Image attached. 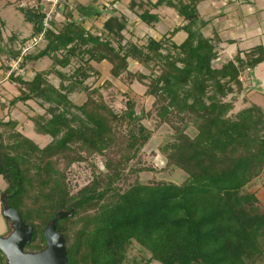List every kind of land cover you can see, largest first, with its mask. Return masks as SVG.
<instances>
[{"label": "trees", "instance_id": "trees-1", "mask_svg": "<svg viewBox=\"0 0 264 264\" xmlns=\"http://www.w3.org/2000/svg\"><path fill=\"white\" fill-rule=\"evenodd\" d=\"M201 1L157 0L151 7L172 8L185 24L159 40L146 38L142 45L124 38L121 17H109L98 35L86 30L84 21L102 14L94 4H76L73 11L64 4L65 20L57 27L50 18L47 28L41 7L19 9L31 34L21 49L0 46V54L6 61L20 58L18 67L24 70L44 58L51 62L28 81L12 72L7 78L19 85L10 106L27 101L46 105L43 115L30 121L36 134L51 141L39 147L16 130V121L0 118V177L5 185L0 195L32 227L25 252L42 251L43 230L53 216L72 210L55 229L65 240L67 264H254L262 259L264 211L244 188L264 171V112L252 104L233 110L244 90L240 77L264 62V49L237 52L215 67L220 42L201 32L208 23L198 16ZM139 19L148 25L156 21L146 11ZM179 31L186 37L177 45L172 37ZM38 36L41 40L33 45ZM39 43L43 46L32 52ZM72 59L79 65L70 74L60 72ZM128 60L149 73L130 72ZM102 62L110 66L112 78L144 85L143 95L152 100L148 110L141 104L137 112L127 91L117 114L98 88L85 84L99 77L93 64ZM50 74L59 79L58 88L47 82ZM73 92L84 94L80 106L68 100ZM145 118L173 130L172 142L160 151L166 166L185 174L183 182H128L129 175L145 171L129 166L153 134L141 123ZM189 125L193 137L185 134ZM93 156L103 158L102 169L90 162ZM82 162L92 177L72 192L66 172ZM25 194L29 197L23 203ZM134 246L139 258L128 257ZM0 264H7L1 252Z\"/></svg>", "mask_w": 264, "mask_h": 264}, {"label": "rangeland", "instance_id": "rangeland-1", "mask_svg": "<svg viewBox=\"0 0 264 264\" xmlns=\"http://www.w3.org/2000/svg\"><path fill=\"white\" fill-rule=\"evenodd\" d=\"M59 1L60 2L57 5L53 6L50 2L46 0H0V23H3L0 27V46H5L6 48L10 47L14 51L19 50L22 46L21 42L29 38L31 34V26L24 21V17L19 11L20 8L37 9L41 7L42 11L45 14H50V17H48V19H53V21L57 24V27H59L66 18L64 12L66 10L65 6L68 7L67 9L73 11L75 7L74 5H76V0ZM64 4L65 6L62 8ZM76 15V12L73 13L75 19L78 20ZM91 18V23L89 24L87 19L84 21L83 27L86 30H92V33L94 34H98L99 31L93 30L92 28L100 26V23H98L97 20L98 17ZM172 27L173 26L169 28L167 27V31L169 32L170 28L173 30L174 28ZM165 31L166 28L160 29L159 33H163ZM135 34L137 33L135 32ZM124 35L126 38H129L133 42H136V44L138 43V45H142L146 41L145 35L141 37L142 34L136 35V37H140L139 40H133L132 38L135 37H129L130 34L126 35L125 33ZM205 36L208 37L209 35L205 34ZM175 41L177 43L182 41L181 36H176ZM42 46L43 44L39 43L37 45V48L34 47V49L31 47L30 50H32L33 52L41 48ZM217 51L219 52V50ZM219 54L220 53H218V58L214 63L215 67L230 60V58L232 59V56L227 58ZM8 61L4 59L3 54H0V65L2 66L0 67V104H2L3 106V109L0 108V118L2 117L4 121H16V130L19 131V133L33 141V143L37 144L39 147H44L51 141V138L49 136L36 134L33 123L30 121V118L35 115H43L44 108L46 107V105H44V107L42 108L40 102L27 101L23 104L17 103L14 106H10L8 102L13 97L18 95L19 85L17 83L9 81L7 78L9 73L12 72L15 73V75L17 76L22 77L24 81H28L34 76V73L37 70H47L51 66V62L47 58H44L36 63L28 64L26 69L24 70L20 69L18 66L17 68H11L7 64ZM78 65V60L72 59L70 61L69 66L65 69H60V72L64 74H70L72 70ZM93 66L99 72V77L96 78L92 76L85 82V84L89 86L90 89L98 88L99 93L101 94L105 103L110 106V108L115 113L119 114L123 110V105L125 101L124 94L127 93V91H129V97H132L136 101L137 112L139 111L141 104L145 106L146 110L149 109L152 100L151 98H146L143 95L145 91V87L143 84H139L134 81L129 85L127 84V82L122 80L123 78H112L109 74L110 66L107 65L105 62H102L99 65L93 64ZM5 69H9V71H6ZM128 70L130 72L137 71L143 75H147L149 73L148 70L144 69L142 66L133 62L132 60H128ZM248 75L249 73H247L245 76L242 75L240 77V81H242L243 83L244 90L236 98L233 113L237 112L241 108L249 106V104L256 106L259 105L264 112V97H259V94L254 93L256 92V88L254 85L255 76H253L252 78V75L251 77H249ZM46 80L54 88H58L60 81L55 75H48ZM250 80L252 81V84L249 83ZM104 81H109L110 85H107V83H104ZM244 96L247 98V102L243 101L242 98H244ZM68 100L71 102L72 105L80 106L82 103H84L85 97L82 92H73L68 95ZM72 112L75 113L76 111L72 109ZM141 123L143 124V126H145V128L152 131L153 134L147 144L141 150L140 154L132 162H130L129 166L131 169L145 168V171H141L137 175H129L128 182L131 183L132 181H134L135 178L139 184H148L157 181L174 184H179L183 182L186 177L185 174L173 166H166V160L160 151V149L165 144L172 142L171 136L173 134V130L166 124L158 125L157 120H155L154 118H145ZM176 124L178 123L176 122ZM185 134L190 137H193L195 135V131L192 129L191 125L187 127V129L185 130ZM90 162L94 163L98 168L102 169L101 164H103V158L101 156H93L90 159ZM66 177L70 190L72 192H75L79 188H82L83 186L88 184L92 176L88 164L82 162L72 164L69 170H67L66 172ZM4 187V182L0 177V191H2ZM244 192L254 194L258 199L257 208L260 211H264V171L258 179L254 180L253 182L248 184L246 188H244ZM23 196V203H25V201H27L28 199L27 197L29 196L27 194ZM22 210L26 212V209ZM11 231L12 226L10 222L6 223L4 227V220L1 216L0 207V236L7 237L11 233ZM140 256L142 255L140 254L139 249L135 246L128 253V257L139 258ZM254 264H264V255L261 260L256 261Z\"/></svg>", "mask_w": 264, "mask_h": 264}, {"label": "crops", "instance_id": "crops-1", "mask_svg": "<svg viewBox=\"0 0 264 264\" xmlns=\"http://www.w3.org/2000/svg\"><path fill=\"white\" fill-rule=\"evenodd\" d=\"M156 2L157 0H76V4H94L99 13H102L97 19L100 26L92 27L93 30L100 32L102 24L109 17H121L126 23V30L122 34L127 40L129 38L125 37V33L130 34L129 37L134 36L133 40L140 39L139 36L136 37L138 34H142L141 37L145 35V38L159 40L172 30L170 28L168 32L169 27L176 28L184 24L174 9L165 5L157 8L151 7ZM196 9L200 20L208 22L201 31L203 36L218 38L219 55L229 58L237 52H247L257 46L264 49V0H202ZM145 11L155 16L156 21L149 25L142 23L139 16ZM91 21L90 17L88 23L90 24ZM164 28L166 31L159 33L160 29ZM90 32L92 33V30ZM205 34L209 36L206 37ZM176 36H181L183 41L186 34L179 31L172 37V41L178 45L182 41L177 43ZM251 75L252 78L255 76L256 92L254 93L259 94V97H264V62L249 72L248 76L251 77ZM249 83L252 84V81L250 80Z\"/></svg>", "mask_w": 264, "mask_h": 264}, {"label": "water", "instance_id": "water-1", "mask_svg": "<svg viewBox=\"0 0 264 264\" xmlns=\"http://www.w3.org/2000/svg\"><path fill=\"white\" fill-rule=\"evenodd\" d=\"M0 204L2 218L12 226V231L7 237L0 236V252L7 264H67L65 240L55 229L58 221L72 216V210L57 212L43 230L45 248L36 253H29L24 251V247L30 242L32 227L22 221L16 210L6 207L1 201Z\"/></svg>", "mask_w": 264, "mask_h": 264}, {"label": "built area", "instance_id": "built-area-1", "mask_svg": "<svg viewBox=\"0 0 264 264\" xmlns=\"http://www.w3.org/2000/svg\"><path fill=\"white\" fill-rule=\"evenodd\" d=\"M46 1L50 2L53 6L57 5L60 2L59 0H46ZM45 16H46V18L44 20V27L47 28L48 27L47 21L50 20V19H48V17H50V14L46 13ZM39 40H41V36H38L37 39L33 41V45H36ZM29 47L26 46L22 49L21 56L27 52ZM19 63H20V58H18V57L16 59H9V61L7 62V64L11 68H17Z\"/></svg>", "mask_w": 264, "mask_h": 264}, {"label": "flooded vegetation", "instance_id": "flooded-vegetation-1", "mask_svg": "<svg viewBox=\"0 0 264 264\" xmlns=\"http://www.w3.org/2000/svg\"><path fill=\"white\" fill-rule=\"evenodd\" d=\"M5 197H6V196H1V200H0L1 203H4V205L6 204V203H5V201H6V198H5ZM0 207H1V204H0ZM3 220H4V227H5V224L8 223L9 221H7V220H5V219H3ZM3 237H4V236H3Z\"/></svg>", "mask_w": 264, "mask_h": 264}]
</instances>
